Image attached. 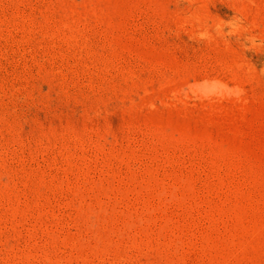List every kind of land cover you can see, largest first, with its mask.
<instances>
[{
  "label": "rangeland",
  "instance_id": "1",
  "mask_svg": "<svg viewBox=\"0 0 264 264\" xmlns=\"http://www.w3.org/2000/svg\"><path fill=\"white\" fill-rule=\"evenodd\" d=\"M0 264H264V0H0Z\"/></svg>",
  "mask_w": 264,
  "mask_h": 264
}]
</instances>
